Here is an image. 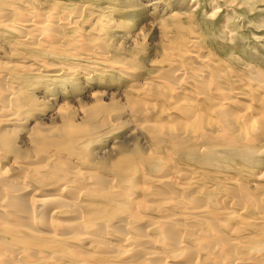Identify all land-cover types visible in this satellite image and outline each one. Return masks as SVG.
Returning a JSON list of instances; mask_svg holds the SVG:
<instances>
[{"label": "bare ground", "instance_id": "obj_1", "mask_svg": "<svg viewBox=\"0 0 264 264\" xmlns=\"http://www.w3.org/2000/svg\"><path fill=\"white\" fill-rule=\"evenodd\" d=\"M59 4L0 0V264H264V170L222 174L217 156L264 151V71L211 54L191 8L130 38L111 11ZM151 33L148 62L110 41L140 51ZM39 74H115L125 119L94 100L46 125L25 86ZM127 124L141 146L97 158Z\"/></svg>", "mask_w": 264, "mask_h": 264}, {"label": "rangeland", "instance_id": "obj_2", "mask_svg": "<svg viewBox=\"0 0 264 264\" xmlns=\"http://www.w3.org/2000/svg\"><path fill=\"white\" fill-rule=\"evenodd\" d=\"M41 1H46L48 3L59 2L61 3L59 4L60 8L66 11L81 5H84L86 11L97 13L98 11L100 12L101 9H105L107 13L111 11V14L109 13L108 15L113 20L124 23L123 26L126 28V31H128L130 38L133 37L134 33L140 32V30H143L142 32L144 33L147 26L155 20V17L156 20L159 19V17H165L163 13L168 11L176 12L177 10L180 12L183 10L189 11L191 8L192 11L194 9L197 17L196 21H198L204 38H206L201 40V45L203 47L206 45L205 47L211 54L219 56L220 59L229 63L232 67L234 66L233 68L235 70L241 71L243 67H240V65L242 63H248L264 71V0ZM151 1L153 3H151ZM149 4L150 6H147ZM178 5H181V8H179ZM103 15L104 14H101L100 16ZM157 37V33H151L148 39H146V37V40H143L144 42L142 41L141 43L140 51L138 50L139 52L137 50H131V48L124 43L120 44L117 37H113L110 41L113 42L112 44L117 48H121L118 49L119 51L121 50V53L138 54L144 62H148L160 54L162 45L158 42ZM125 51L127 52L124 53ZM56 60L60 59L57 58ZM77 63L76 61H69L67 65H84L83 63ZM41 71L43 74V70ZM42 74L27 76L29 78L25 86L27 87V95L29 93V102L32 101L35 105L34 112H37L35 114L41 116L42 122L46 125L52 123V120H46V118L51 115L57 105H61L64 109L69 107V113L74 114V123L78 124V108L82 106L94 107V100L99 101L100 105L114 106L115 111H117L113 113L121 116L122 120L125 119L124 112L126 108L122 106L121 101H117L119 97L118 92L123 90L124 83L119 77H116L115 74H98V76L96 74L88 81L87 79L82 80L67 77L65 80L57 83L47 81L46 78L41 77ZM91 93H95L96 98L90 99L88 95ZM65 102L67 104H65ZM131 130L132 126L127 124L122 129L115 130L111 138H102L97 142V146H94L92 149L95 156L97 158L102 157L104 155L102 152L111 146L110 142L127 144L130 145V147L133 146V148L141 146L140 138L135 134H130ZM84 148H88V146ZM227 153L228 152L224 151L217 153V156L220 159L222 158V164H228V166L224 165L227 166L228 169L224 166L219 167L221 168L219 170L222 174H239L240 164H243L244 168H254L255 172H262L264 170V151L248 156L237 153ZM234 171L236 172L234 173ZM250 183H252V181H250Z\"/></svg>", "mask_w": 264, "mask_h": 264}]
</instances>
